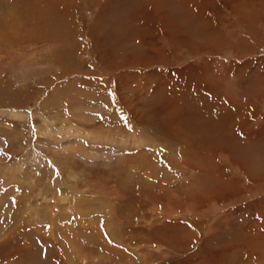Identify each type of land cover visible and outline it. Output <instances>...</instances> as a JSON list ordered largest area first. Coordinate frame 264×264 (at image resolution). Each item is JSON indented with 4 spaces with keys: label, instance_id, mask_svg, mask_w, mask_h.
<instances>
[{
    "label": "rangeland",
    "instance_id": "374dc122",
    "mask_svg": "<svg viewBox=\"0 0 264 264\" xmlns=\"http://www.w3.org/2000/svg\"><path fill=\"white\" fill-rule=\"evenodd\" d=\"M0 264H264V0H0Z\"/></svg>",
    "mask_w": 264,
    "mask_h": 264
}]
</instances>
